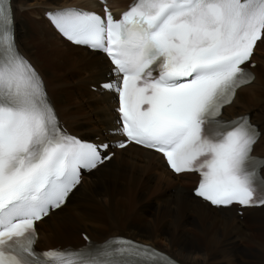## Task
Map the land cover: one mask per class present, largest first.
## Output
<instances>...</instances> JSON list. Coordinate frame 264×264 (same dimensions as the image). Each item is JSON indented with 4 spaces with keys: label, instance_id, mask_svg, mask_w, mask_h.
<instances>
[{
    "label": "snow or ice",
    "instance_id": "1",
    "mask_svg": "<svg viewBox=\"0 0 264 264\" xmlns=\"http://www.w3.org/2000/svg\"><path fill=\"white\" fill-rule=\"evenodd\" d=\"M104 11L52 19L114 65L120 79L103 87L119 97L117 131L127 138L115 146L133 142L162 153L177 174L198 172L195 195L214 206L264 204V161L251 156L257 130L247 117L217 119L254 79L241 66L264 38V0H133L120 19ZM12 23L0 0V264H173L125 241L94 252L35 250L36 222L65 203L81 169L111 156L101 154L107 144L60 129L39 76L16 50Z\"/></svg>",
    "mask_w": 264,
    "mask_h": 264
},
{
    "label": "bare ground",
    "instance_id": "2",
    "mask_svg": "<svg viewBox=\"0 0 264 264\" xmlns=\"http://www.w3.org/2000/svg\"><path fill=\"white\" fill-rule=\"evenodd\" d=\"M26 1L12 0L17 43L21 53L42 75L55 112L72 134L81 137L95 134V137L111 139L107 134L108 130L114 129L116 120L114 97L110 93L92 92L89 87L97 86L109 76H113L114 70L102 54L90 52L63 41L43 17L29 21L25 17L28 14ZM126 1L110 0L113 5H120ZM65 5L93 8L96 3L94 0H37L38 9L42 7L53 9ZM40 12L43 13L44 10ZM263 39L257 44L256 49ZM255 54L256 50L254 52V59L257 62L254 69L256 79L252 85L236 93L233 104L225 109V115L230 118L249 114L252 122L261 130L254 151L257 155L264 156V147H262L264 144V76L258 70V64L263 65L264 61L256 59ZM45 66L51 67L56 75L62 74L61 79L57 80V86L65 92L64 100L66 101L62 99L56 101L54 94L51 93L52 88L54 89V81L45 72L53 75L44 68ZM83 88L86 89L85 94L82 93ZM114 163L118 164L117 169L98 181L97 176ZM122 164L124 168L121 169ZM123 177H137L140 183L132 184L135 186L131 188V191L129 184L120 186L119 190L113 189L119 182L121 183ZM195 180L189 174L172 175L160 156L129 145L123 150L116 151L108 163L100 165L94 172L84 177L78 188L88 190L92 198L88 202L76 205L72 210L73 218L68 222L85 227L96 241L120 235V232H114L119 231L114 228L110 230V233L104 230L92 232L90 227L88 228L75 215L79 213L78 211H83L86 217L88 212L93 210L97 211V214L96 201H102V196L110 194L111 199L105 201L110 208L109 214L101 217L103 226L104 218L118 219L111 214L114 206L123 205L125 208L134 209L136 215L132 217V221L122 224L127 235L146 244H159L163 252L181 264H264V207L257 210H245L242 218L236 215L233 207L211 208L191 196L189 186L195 183ZM182 184H188V186ZM78 188L72 192L62 208L39 222V247L41 243H47L51 237L59 233L63 235L64 224L67 225V221H59L48 232H44L40 227L50 222V219L55 220V217H59L74 193L80 191ZM171 189L178 190V193L175 194ZM149 194L152 196L147 200L144 199ZM150 201L156 203L152 216L147 210ZM86 223L93 227L101 225L100 222L94 223L90 220ZM256 228H260V233H254ZM94 236H100V238ZM73 237L80 241V244L83 243L80 237ZM243 241L246 246H243Z\"/></svg>",
    "mask_w": 264,
    "mask_h": 264
},
{
    "label": "rangeland",
    "instance_id": "3",
    "mask_svg": "<svg viewBox=\"0 0 264 264\" xmlns=\"http://www.w3.org/2000/svg\"><path fill=\"white\" fill-rule=\"evenodd\" d=\"M26 3H27V11H28V14L25 17L29 21H30V19H32V20H38V18H40V13H41L40 10H44L45 11L46 9H49V8H44V7H42L41 9H38V7H37V0H27ZM36 7H37V9H36ZM263 42H264V39H263L262 43H260V45L256 49L255 58L256 59H262L264 61V56L260 55L259 52H258L259 49H260V47L262 46ZM263 49L264 48H262L260 50L261 53L264 52ZM92 64L94 65V63H92ZM258 66H259V69L258 70L260 71V73L262 74V76H264V62H263V65L258 64ZM41 67L43 68V66H41ZM44 68L53 75V76H51V75H49V74H47L45 72V74L54 81V89L52 88L53 91L51 90V93L54 94V96L56 98V101L58 99L64 100V94H65V92L57 86V80H60L61 79L62 74H60V75L57 74L56 75V73L53 71V69L51 67L45 66ZM71 76L73 77V75H71ZM106 77H107V75H106ZM87 87H88V85H87ZM85 90L86 89H84V88L82 89V93L83 94H85ZM64 101H66V100H64ZM259 130H260V128H259ZM90 136H95V134H92V135H89V136H82V138H86V137H90ZM262 147H264V144H263ZM113 160H115V159H113ZM117 165H118L117 163H114L110 167H108L107 169L103 170L97 176V180L100 181V180L106 178L108 175L112 174L117 169V167H118ZM120 167L122 169V168H124V165L122 164V165H120ZM134 178L135 177H123L121 183L119 182V184L117 185V187H113V189L119 190L120 186H123V185L125 186V185H128L129 184V187H130L129 190L131 191V188L133 186H135V185H132V184L138 185L140 183L139 182V179L137 177L135 179ZM132 180H134V181H132ZM182 185H187L188 186V184H182ZM171 191L174 192L175 194L178 193V190L171 189ZM157 192L159 193V190H157ZM76 193L77 194L79 193V194L77 196H75V197L72 196L73 198H71L70 201H69V203L63 208V211L60 213V215H59L58 218L55 217V220L54 219H50V222H48L47 224H45L42 227H40V229L43 230L44 232H48L50 229H52L54 227V224L58 223L59 221H64V222L67 221V225L64 224V227L65 228L63 230V235L59 233V235L54 236V237H51L47 243H41L40 244V247H48V246L54 247V246H57V245L65 246V245H71V244L79 245L81 242L80 241H77V239H75L73 236H76V237L78 236L79 237V233L80 232L87 233L88 236L92 240L96 241L93 237H91L89 235V233L87 232V230H86L85 227H83L82 225L77 224V223L70 224L68 222L69 219L73 218V216H72V210L75 208V206L78 205V204H80V203L88 202L92 198L91 197L92 195L85 188L81 189L80 191H77ZM151 196L152 195L149 194L144 199L147 200ZM101 198H102V201L101 200H98L95 203V206H96V208L98 210V213L97 214H96L97 211H94L93 210V211L88 212L87 216L84 217L83 211H78L79 212L78 214L75 213V215L77 216V218H79L82 222H84V224L86 226H88V228L90 227L89 229L92 232L93 231H95V233H96V231L103 232V230H104V231L110 233V230L114 228V229H118L119 230V231H114V232H116V233L120 232V235H122V234L127 235V231L124 230L122 224L123 223H128V222L130 223L132 221V217H134L136 215L135 214V210L134 209H131V208H127V207L125 208V206H123V205H116V206H114L112 208L111 214L114 215L115 217H118V219L117 218L116 219H112L111 218V220H109V217H108V219H105L104 218L105 225L103 226L102 223H101V217L104 216L105 214L108 215L109 214V209H110V208L107 207L108 205L106 204L105 201H108V199H111V198H110V194L108 196H102ZM155 204L156 203H154L153 201H150L148 203V205H147V207H148L147 208L148 213L151 214V216H152V213L154 212L153 207H155ZM89 220L92 221V222H94V223L100 222L101 225L98 226V227L89 226L86 223V221H89ZM112 220H113V222H112ZM245 225L248 226V224H245ZM260 231H261L260 228L259 229L256 228L254 230V233L258 234V233H260ZM106 234H108V233H106ZM94 237L95 238H100V236H94ZM153 246L158 247L159 249L162 250V248H161V246H159V244H156V245L153 244ZM243 246H246L245 241H243Z\"/></svg>",
    "mask_w": 264,
    "mask_h": 264
}]
</instances>
